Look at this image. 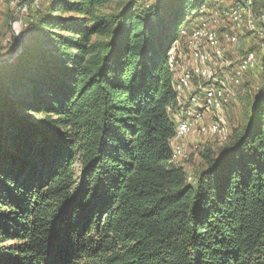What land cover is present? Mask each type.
Segmentation results:
<instances>
[{"label":"trees","instance_id":"trees-1","mask_svg":"<svg viewBox=\"0 0 264 264\" xmlns=\"http://www.w3.org/2000/svg\"><path fill=\"white\" fill-rule=\"evenodd\" d=\"M205 1L55 0L32 17L0 63V264H264L262 88L194 182L173 161L171 50Z\"/></svg>","mask_w":264,"mask_h":264},{"label":"rangeland","instance_id":"rangeland-1","mask_svg":"<svg viewBox=\"0 0 264 264\" xmlns=\"http://www.w3.org/2000/svg\"><path fill=\"white\" fill-rule=\"evenodd\" d=\"M53 1L55 0H0V62L2 57H7V59L10 57L16 58L21 54L22 46L27 38L30 37V34H32L31 31H28L32 17L36 16L40 11L42 12L50 7ZM157 1L158 0H145V2L142 1V4L149 8L147 5H151L153 2ZM249 3L253 12L263 11V16L264 0H249ZM207 4L211 6L208 7ZM236 4L237 0H206L205 3L201 5L202 7H200V9L205 12L200 10V15L204 18L200 19V17H196L195 22L197 20L199 22L197 27L194 29L190 28V32L189 26L192 23V16L194 13H197L198 10L192 14L191 9H189L180 32V37H183L187 30L184 36L186 38H184L182 43L176 42L177 44H175L171 50V55L173 56L171 59L173 69H171L176 74L175 77H177L175 87L181 84L186 74L189 76V72H193L196 68H207L212 70V77L215 76L219 82L230 81L228 101L223 103L222 110L220 112L212 110L209 113H205L204 119L198 123L200 128L206 125L209 126L214 123L216 117L220 114L226 123L227 132L224 134L218 132L215 134L216 136L208 137L199 135L197 131H194L191 134L179 138H177L176 133V136L171 141L173 146V148L171 146L173 161L182 163L186 167L189 174L188 177H190L189 181L194 182V177L205 166L204 155L207 153L208 147H211L212 141H216L218 144L223 145L229 140L230 126L228 117L233 127L241 128L247 120L250 109L254 105L255 98L261 94V88L262 92H264V86H262L263 75L256 68L243 73L239 67L241 61L246 57V48L243 49L244 41L252 36L255 38L254 41H256V44H258L260 43V36L245 29L235 32V40L229 38V33L233 32L234 25L231 20L225 18V13ZM213 5H215V7ZM261 5H263L262 8ZM221 8H223L222 11ZM208 13L211 14L210 21H207L208 19L206 18ZM200 21L202 22L200 23ZM210 33L219 35L220 44L218 43V45H215L216 41L208 38ZM188 42L191 46L190 49L187 44ZM258 45L261 49L259 54L254 51L247 52L248 54L253 52L256 55L257 62L258 58H262L263 56L262 45ZM237 46L241 47L240 51ZM204 53L210 54L212 67L209 63L206 64L202 61L201 55ZM185 56L188 57V59H185ZM238 70L243 74L239 75ZM208 80L209 76H205L202 79L194 75L189 79V87L187 89L188 91L200 93L202 97L204 89L218 85V83ZM232 84H234L233 88ZM183 91L184 88L181 92L177 91L181 95V101L189 107L188 109L192 108V110H195V108L190 105L189 92ZM188 109L184 112L180 111L179 119L184 118L185 112L188 113L191 111ZM179 119L175 120V125H177ZM193 138L199 139L197 140V144L192 143ZM178 147L182 149V153L177 155L175 159L174 155L177 153ZM78 166L79 165H77V167Z\"/></svg>","mask_w":264,"mask_h":264},{"label":"bare ground","instance_id":"bare-ground-1","mask_svg":"<svg viewBox=\"0 0 264 264\" xmlns=\"http://www.w3.org/2000/svg\"><path fill=\"white\" fill-rule=\"evenodd\" d=\"M200 10L203 11L202 9ZM200 10L198 13H199V16L202 17V15H200ZM234 10L238 12V19L235 17ZM225 18L231 20V22L234 25L233 32L229 33V38L231 40H235L236 31L238 30L242 31L245 29L249 30L252 33H255L257 36H260V32L254 29V25H252V20L255 18V12L252 11L249 0H237V4L233 6L232 8H230L225 13ZM262 21L264 23V14L262 16ZM208 38L210 40L216 41L215 45H218V43L220 44V39H219L218 34L216 35L214 33H210ZM189 47L191 48L190 44H189ZM262 53L264 54V48H263ZM201 59L206 64L209 63V65L212 67L210 54L208 53L202 54ZM253 62H257V58H256V55L253 52H251L249 53V62L246 61V57H245L241 61L239 67L243 71V73L248 72L255 68L253 67ZM170 67L173 69L172 63ZM243 73H241L238 70L239 75H242ZM188 75L189 76H187V74L185 75V78L182 80L181 84L177 85L176 89L178 92H181L182 89L184 88L183 92L185 91L189 92L190 94L189 102H190V105L195 108V110H192V108L188 109L191 111H189L188 113L185 112L184 118L179 119L177 121V125H175L177 138L191 134L194 131L195 132L197 131L199 135L208 136V137H214L216 136L215 134L218 132L220 134L226 133L227 132L226 123L223 117L220 116V114L219 116L216 117V120L214 121V123L209 126L205 124L206 126H203L202 128H200L198 123L202 119H204L205 113H209L212 110L219 111V112L222 110L221 108L223 106V103L228 101L229 92H230V81H227V82L217 81L215 76L212 77V70L207 69V68L206 69L196 68L193 70V72L190 71ZM194 75L202 79L205 76H209L208 81L216 82L218 83V85L215 87L211 86V87L204 89L203 96L201 97L200 93L188 91L187 89L189 87V79ZM233 85L234 84H232V88H233ZM171 146H172V143H171ZM181 153H182V149L178 147L177 153L174 155V158L176 159V156L180 155Z\"/></svg>","mask_w":264,"mask_h":264},{"label":"built area","instance_id":"built-area-1","mask_svg":"<svg viewBox=\"0 0 264 264\" xmlns=\"http://www.w3.org/2000/svg\"><path fill=\"white\" fill-rule=\"evenodd\" d=\"M138 1L145 2V0H138ZM262 12L263 11L255 12V18L252 20V25H254V29L260 32V43L258 44H261L262 48H264V23L262 21ZM234 14L235 17L238 19V12L234 10ZM246 61L249 62V54L247 53V51H246ZM253 67H255L264 77V56H262V58H258V62H253ZM262 86H264V78H263Z\"/></svg>","mask_w":264,"mask_h":264},{"label":"crops","instance_id":"crops-1","mask_svg":"<svg viewBox=\"0 0 264 264\" xmlns=\"http://www.w3.org/2000/svg\"><path fill=\"white\" fill-rule=\"evenodd\" d=\"M237 48L239 49V51L241 50V47H240V46H237ZM179 49H180V47H179ZM192 56H193V58H194V55H193V54H192ZM185 59H188V57L185 56ZM184 105H185V104H184ZM185 106H186V105H185ZM188 108H189V107L186 106V108H185V109L183 108L182 111L184 112V111L187 110ZM180 111H181V110H180ZM179 113H180L179 111H177V112L175 113V118L177 117L176 119H179V116H180ZM181 114H182V113H181ZM197 140H199V139L193 138V139H192V143H193V144H197V143H198Z\"/></svg>","mask_w":264,"mask_h":264},{"label":"water","instance_id":"water-1","mask_svg":"<svg viewBox=\"0 0 264 264\" xmlns=\"http://www.w3.org/2000/svg\"><path fill=\"white\" fill-rule=\"evenodd\" d=\"M22 50H23V46H22ZM22 50H21V52H22ZM21 52H20V53H21ZM14 58H15V57H10V58L7 59V57H6V58H5V57H2L0 63H5V62H7V61H11V60L14 59Z\"/></svg>","mask_w":264,"mask_h":264}]
</instances>
